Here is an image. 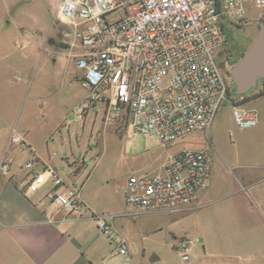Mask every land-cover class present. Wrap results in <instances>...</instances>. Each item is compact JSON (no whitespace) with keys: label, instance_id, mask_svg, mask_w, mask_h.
I'll use <instances>...</instances> for the list:
<instances>
[{"label":"built area","instance_id":"built-area-1","mask_svg":"<svg viewBox=\"0 0 264 264\" xmlns=\"http://www.w3.org/2000/svg\"><path fill=\"white\" fill-rule=\"evenodd\" d=\"M264 0H60L55 22L63 32L68 57L82 71L90 90L84 103L100 104L108 123L120 122L131 133L154 135L171 145L201 131L204 148L171 153L159 173L130 175L122 188L127 205L140 211L177 213L191 209L210 184L212 142L209 129L219 108L233 107L241 128L256 127L258 112L235 97L230 71L219 61L226 27L249 18ZM12 142L29 154L26 193L50 181L45 198L67 213L89 210L81 190L66 183L54 166L41 162L36 149L18 135ZM11 161L1 169L8 173ZM38 165L40 167H38ZM98 230L128 252L108 212H91ZM197 237L177 241L182 260L190 259Z\"/></svg>","mask_w":264,"mask_h":264},{"label":"rangeland","instance_id":"rangeland-1","mask_svg":"<svg viewBox=\"0 0 264 264\" xmlns=\"http://www.w3.org/2000/svg\"><path fill=\"white\" fill-rule=\"evenodd\" d=\"M59 1L0 0V17L6 15V27L36 37L46 46L37 51L34 45L28 46L32 66L29 67L30 83L26 91L29 105L21 119L22 125L31 129L41 162L54 166L67 184L80 189L83 199L91 201L98 213L121 214L115 221L129 241L128 252L121 254L114 241L106 237L111 246V257L104 263V251L99 253L97 250L92 257L93 263L83 258V264H154L151 261L154 254L163 256L157 264H164L171 258L180 259L176 247L181 234H194L200 222H206L207 216L215 213V223L224 226L231 212H236L243 227L248 229L249 247L253 252L260 251L256 257L264 264V98L255 97V93L264 87L263 82L245 94V101L248 100L245 106L255 107L261 114V122L256 127H239L230 102L219 108L209 129L212 142L210 184L193 204L192 214L175 220L178 214L174 213L139 211L135 207L125 212L124 207L130 206L124 201L122 188L130 175L159 173L169 152L204 148L207 142L198 131L165 146L154 135L133 134L119 121L108 123L102 105L85 106L90 90L82 84V71L67 55L63 32L69 28L55 22ZM248 19L264 20V8L251 10ZM233 66L224 67L230 71V76ZM232 85L235 88L234 81ZM32 95L44 97L42 108L36 109L31 104ZM235 97L239 95L235 93ZM11 156V170L21 175L29 171L25 166L29 154L16 149ZM240 179L244 184L242 191ZM252 189L257 195H253V199L245 191L252 192ZM211 191L215 192L212 196ZM215 207L220 208L211 213ZM229 207L235 209L228 211ZM168 232L176 234L173 239H167ZM227 236L225 234L224 240Z\"/></svg>","mask_w":264,"mask_h":264},{"label":"crops","instance_id":"crops-1","mask_svg":"<svg viewBox=\"0 0 264 264\" xmlns=\"http://www.w3.org/2000/svg\"><path fill=\"white\" fill-rule=\"evenodd\" d=\"M7 24L6 15L3 14L0 17V264H83L84 259L93 263L92 257L97 250L99 253L104 251L105 263L112 255L111 246L91 217V212L98 211L91 201L84 200L88 205V211L82 214L67 213L51 205L44 197L46 191L52 187V183L49 185L50 181L42 192L29 195L26 193L28 171L21 175L16 170L10 169L8 173H4L1 169L2 163L12 162L11 155L16 149H20L19 145L12 142L13 135L20 136L35 148L30 134L31 129L21 123L25 108L29 105L26 91L30 83L29 67L32 66L29 64L28 46L34 45L36 51L39 48L46 49L42 42H38V38H32L19 29H10L6 27ZM40 39L43 40V37ZM21 42L23 44L19 45ZM16 52L20 53L15 55ZM34 57L37 58L36 55ZM258 98H264V95ZM43 101L44 97L31 96V104L36 109L42 108ZM250 108L258 112L261 122L259 110L255 107ZM171 153L169 152L168 156ZM168 156L161 164L159 172L162 171ZM240 183L242 191L244 188L242 179ZM254 190L252 189V192L245 190L252 199L253 195L257 197ZM213 194L215 192L211 191L210 196ZM217 208L220 207H215L211 213L217 212L219 210ZM230 208L235 209L229 207L228 211ZM131 209L132 206L124 207L123 210L128 212ZM108 213L113 215L117 232L128 243L127 237L121 234L122 227H117L115 221L121 214L116 216ZM174 214H178L175 220H179L192 214V210ZM214 215L216 213L207 216L206 222L201 221L194 234L180 235V237L192 235L199 239L191 249L189 260L171 258L172 263L171 260H165L164 264H260L256 257L260 251H251L249 231L243 227L236 212L228 215L224 226L220 222L215 223ZM123 216L125 214H122ZM223 228L226 229L221 231ZM174 234L168 232L167 239H173ZM225 234L228 236L224 240ZM157 256L156 259L151 257L154 264L163 257ZM125 260H129V257Z\"/></svg>","mask_w":264,"mask_h":264},{"label":"water","instance_id":"water-1","mask_svg":"<svg viewBox=\"0 0 264 264\" xmlns=\"http://www.w3.org/2000/svg\"><path fill=\"white\" fill-rule=\"evenodd\" d=\"M231 75L238 95L249 93L264 80V22L260 24L250 46L232 67ZM152 258L156 259L158 256L154 254Z\"/></svg>","mask_w":264,"mask_h":264},{"label":"flooded vegetation","instance_id":"flooded-vegetation-1","mask_svg":"<svg viewBox=\"0 0 264 264\" xmlns=\"http://www.w3.org/2000/svg\"><path fill=\"white\" fill-rule=\"evenodd\" d=\"M262 22L263 19H246L226 27L225 41L219 56L222 66H233L256 37Z\"/></svg>","mask_w":264,"mask_h":264},{"label":"trees","instance_id":"trees-1","mask_svg":"<svg viewBox=\"0 0 264 264\" xmlns=\"http://www.w3.org/2000/svg\"><path fill=\"white\" fill-rule=\"evenodd\" d=\"M263 84H264V80H262ZM264 95V87L260 90H258L256 93H255V97H258V96H262Z\"/></svg>","mask_w":264,"mask_h":264}]
</instances>
